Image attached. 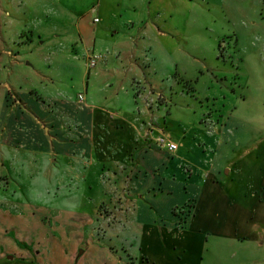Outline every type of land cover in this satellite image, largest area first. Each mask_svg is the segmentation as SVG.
Masks as SVG:
<instances>
[{
	"label": "crops",
	"instance_id": "0c3cea01",
	"mask_svg": "<svg viewBox=\"0 0 264 264\" xmlns=\"http://www.w3.org/2000/svg\"><path fill=\"white\" fill-rule=\"evenodd\" d=\"M177 1L107 13L105 24L96 11L91 25L86 10L60 2L59 19L75 20L72 31L55 27L58 42L38 43L25 87L0 35L1 158L32 168V197L0 205V264H200L210 237L264 240V126L218 76L179 75L185 69L171 55L181 48ZM38 13L30 14L44 15L35 22L44 32L55 14ZM136 34L156 35L164 56L149 50L139 65ZM90 53L114 55L111 75L106 59L87 68ZM62 79L70 83L56 86ZM13 87L21 104L6 96ZM210 99L214 109L204 104ZM160 132L175 152L155 144ZM101 204L124 215L125 230L110 240L95 229Z\"/></svg>",
	"mask_w": 264,
	"mask_h": 264
},
{
	"label": "rangeland",
	"instance_id": "374dc122",
	"mask_svg": "<svg viewBox=\"0 0 264 264\" xmlns=\"http://www.w3.org/2000/svg\"><path fill=\"white\" fill-rule=\"evenodd\" d=\"M62 1L68 5L74 4L79 11L86 10L85 22L88 25H91L90 21L96 11L103 16L105 24L107 13H130L134 7L143 12L149 6L148 0L146 3L140 0H0V35H3L6 43L10 45L8 49L11 56H15L14 72L17 70L22 74L21 80L15 81L17 84L22 83L25 87L28 83L29 79L25 76L32 75L34 70L26 62H33L31 57L36 54L38 43L47 40V45L52 47L53 43L58 42L54 37L59 34L55 27L58 30L72 31L75 20L65 25L63 19H59L63 13V6L60 5ZM171 6L180 10L177 15L180 33L174 38L180 41L178 44L181 48L171 54L173 60L182 63L181 67L185 69L182 72L179 69V75H212V78L214 75L218 76L222 86L219 88L234 92V95L240 98L241 105L247 107L245 112L249 119L264 126V0H178ZM36 8L40 15L47 12L49 16L55 14L53 20L49 17L48 21H43L42 30L45 34L36 30L35 25L44 15L38 17L30 14L36 11ZM1 21H6L7 25H3ZM20 24L24 25L20 28ZM68 41L69 38L64 37L60 42L66 45ZM131 43L135 61L141 66L145 59L150 58L149 50L164 56V49H161L163 43L154 34L140 40L136 34ZM109 54H105L106 63L102 66L104 75H111L109 71L113 70L109 63L111 59L115 61V58ZM85 59L87 65V57ZM7 66L9 69L10 65ZM35 69H39V63ZM10 74V71L4 69L5 78ZM34 82L37 80L34 79ZM67 82L62 79L58 83L55 82V85L65 86ZM17 84L13 83L14 86ZM15 88H10L6 96L13 97L15 102L21 104L22 100L14 93ZM203 89L204 86L201 91ZM31 92L36 94L34 90ZM157 98L162 99V95L158 94ZM192 100L196 106L200 105L198 99L192 97ZM204 104L213 109L216 106L214 99L204 100ZM221 105V102H218V107ZM1 153L0 148V205L10 207L15 201L18 203L19 200L32 197L28 192L30 179L26 177V173L29 174L32 168L27 163L23 166L15 159L3 161ZM123 216L120 210L101 204L98 208L99 220L95 226L100 238L108 237L110 240L111 234L125 230L126 225L121 219ZM12 232L14 236V231ZM108 246L114 249L111 245ZM130 258L135 260L133 256ZM200 264H264V240L210 237L200 251Z\"/></svg>",
	"mask_w": 264,
	"mask_h": 264
},
{
	"label": "built area",
	"instance_id": "2783aa9c",
	"mask_svg": "<svg viewBox=\"0 0 264 264\" xmlns=\"http://www.w3.org/2000/svg\"><path fill=\"white\" fill-rule=\"evenodd\" d=\"M94 21H98V18H95ZM105 59V54L99 53H90L87 56V66L88 69L96 67L100 62H102ZM78 100L83 101L84 95L82 93L78 94ZM155 144L160 147L167 149L170 152H175L178 149V144L174 142L168 134L164 132H160L155 138H154Z\"/></svg>",
	"mask_w": 264,
	"mask_h": 264
}]
</instances>
